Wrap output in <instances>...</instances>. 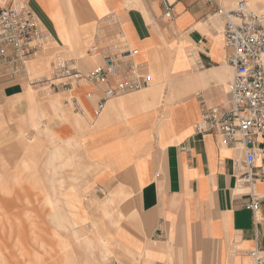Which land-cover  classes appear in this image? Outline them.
Listing matches in <instances>:
<instances>
[{
	"label": "crops",
	"instance_id": "obj_1",
	"mask_svg": "<svg viewBox=\"0 0 264 264\" xmlns=\"http://www.w3.org/2000/svg\"><path fill=\"white\" fill-rule=\"evenodd\" d=\"M21 1L68 58L121 33L153 82L96 115L86 94L101 86L34 97L22 78L0 76L2 264H253L250 251L264 248V136L257 177L241 184L245 152L195 130L206 109H230L234 67L216 12L239 0ZM77 62L87 71L102 57Z\"/></svg>",
	"mask_w": 264,
	"mask_h": 264
},
{
	"label": "built area",
	"instance_id": "obj_2",
	"mask_svg": "<svg viewBox=\"0 0 264 264\" xmlns=\"http://www.w3.org/2000/svg\"><path fill=\"white\" fill-rule=\"evenodd\" d=\"M216 14L225 19L223 36L230 50L227 60L234 67L228 85L231 106L226 112L219 107L206 109L195 130L201 135H220L232 147L243 150L245 159L238 170V181L251 184L257 177L250 170L257 156L256 139L264 136V9H254L239 0L232 9L218 7ZM165 15L172 17L169 3ZM50 38L51 34L27 3L21 0L0 3V76L13 77L26 72L27 62L44 49ZM137 53L117 33L105 45L93 44L87 49V55L102 57L95 67L82 71L75 58H61L52 62L51 78L40 77L35 83L50 84L54 90L75 88L81 83L101 86L98 92L86 94L88 99H97L94 111L100 115L110 98L147 88L153 82V75L135 61ZM111 80L116 81L110 84ZM67 103L76 107L78 99L72 95ZM260 201V197L252 196L249 203L256 218ZM250 255L253 264H264V248L255 247Z\"/></svg>",
	"mask_w": 264,
	"mask_h": 264
},
{
	"label": "rangeland",
	"instance_id": "obj_3",
	"mask_svg": "<svg viewBox=\"0 0 264 264\" xmlns=\"http://www.w3.org/2000/svg\"><path fill=\"white\" fill-rule=\"evenodd\" d=\"M2 1H4V0H0V2H2ZM248 3L254 9H258V10L264 9V0H258L257 4H255V3L251 2V1H248ZM86 51L87 50L85 49L84 51L78 53L79 57L78 58L74 57V58L76 60L85 58L87 56L86 55ZM67 56H69V55L67 53H65L62 50V48L59 47V45L56 43V41L54 40L53 36L51 35V38L47 42V45L44 47V49L40 50L38 53H36V55L30 61L27 62V64H26V72L17 74V75H15L13 77H10V78L20 77V78L23 79V81H26L23 84V88H24L23 90H24V92L32 94L34 97H37L38 94H52L53 91H52V88H51L50 84L46 83L45 85H39V84H36L35 82L40 77L51 78L52 62L53 61H57V60H59L61 58L63 59L65 57H67ZM71 97H72V95L67 100H70ZM67 100L65 102L67 105L74 106L72 104H68ZM44 101L45 100H43V101L34 100L33 102L32 101H30V102L32 104H34V105H32V108L34 109V108H37V106H38L37 104H39L41 102H44ZM106 106H105V108H106ZM105 108H104V110H105ZM36 114L37 113L35 112V115ZM32 127H35V123L33 124ZM23 141H24V147L29 145V137L27 135V132L24 133ZM67 262H68V264H78V261L76 259H73V258L71 259V261H66L65 264H67ZM0 264H2V260H0ZM84 264H101V261L100 262L97 261V260L88 261L87 263L84 262Z\"/></svg>",
	"mask_w": 264,
	"mask_h": 264
},
{
	"label": "bare ground",
	"instance_id": "obj_4",
	"mask_svg": "<svg viewBox=\"0 0 264 264\" xmlns=\"http://www.w3.org/2000/svg\"><path fill=\"white\" fill-rule=\"evenodd\" d=\"M243 1H246V0H243ZM2 2H4V1H2ZM2 2H0V3H2ZM246 2H247L248 5H250V4L248 3V1H246ZM43 28H44V27H43ZM88 56H89V55H88ZM263 56H264V55H263ZM45 84H46V83H45ZM112 98H113V97H112ZM112 98H110V99H112ZM110 99H109V100H110Z\"/></svg>",
	"mask_w": 264,
	"mask_h": 264
}]
</instances>
